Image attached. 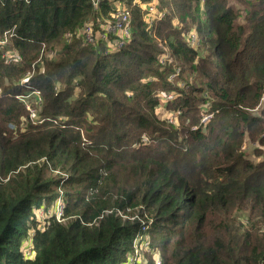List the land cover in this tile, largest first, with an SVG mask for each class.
Wrapping results in <instances>:
<instances>
[{
	"label": "trees",
	"instance_id": "16d2710c",
	"mask_svg": "<svg viewBox=\"0 0 264 264\" xmlns=\"http://www.w3.org/2000/svg\"><path fill=\"white\" fill-rule=\"evenodd\" d=\"M138 2L0 0V264H264V0Z\"/></svg>",
	"mask_w": 264,
	"mask_h": 264
},
{
	"label": "built area",
	"instance_id": "2783aa9c",
	"mask_svg": "<svg viewBox=\"0 0 264 264\" xmlns=\"http://www.w3.org/2000/svg\"><path fill=\"white\" fill-rule=\"evenodd\" d=\"M93 4L94 7H97L100 5V3L103 0H90ZM138 2V0L135 1V3ZM139 3V2H138ZM149 11L154 13L155 12V8L154 6H150L149 7ZM131 10L130 8H128L126 5H118L117 8V12L115 14L116 20L112 23H109L105 26V29L107 32H118L121 31L124 28H128V26L130 25V21H131ZM149 15V14H148ZM150 16V15H149ZM84 31L86 33V39L88 42H92L93 39V29H92V24H86L84 27ZM8 43V39L4 38L2 40V38L0 39V47L7 45ZM4 56L6 58V63L7 64H11L13 62L19 61L20 58L18 56V54L15 51H8L6 53H4ZM0 92H2V89L0 87ZM22 100H25V97H20ZM26 109L30 112L31 116L33 117L35 115V108L32 106L31 103H29L28 101H26ZM213 116V114H207L203 117L202 121H206L209 118H211ZM9 177H7L6 179L1 178V180L3 179L4 181L8 180ZM62 191V190H61ZM64 204H63V199L60 196L56 202V206H55V215L57 217V219L59 221L64 220ZM117 211V215L124 218H129L130 220H134L137 216H130V213L132 212L131 209H118ZM50 213L53 211H49ZM112 210H106L105 213L106 214H110L112 213ZM27 253H31L30 250H27ZM148 254L154 255L155 259H156V263L157 264H161L162 263V254L159 251H156L152 245H151V241L147 238V236H144L143 234H139L137 235V237L135 238L134 241V249L133 251L129 252L127 255V260L125 262V264H149V260H148Z\"/></svg>",
	"mask_w": 264,
	"mask_h": 264
},
{
	"label": "rangeland",
	"instance_id": "374dc122",
	"mask_svg": "<svg viewBox=\"0 0 264 264\" xmlns=\"http://www.w3.org/2000/svg\"><path fill=\"white\" fill-rule=\"evenodd\" d=\"M135 1H136V0H133V4H135ZM136 3H138V2H136ZM138 4H140V3H138ZM128 7H129V6H128ZM251 145H252V144H251ZM256 147L261 148V149L264 150V146L261 145V144H257ZM248 151H250V150H248ZM251 156H252L251 158H256L254 154H251ZM258 161H262V158L259 157ZM49 211H53V209L51 208V210H48V212H49ZM36 212L38 213V218L41 219V220L43 221V210L40 208V209H38V211H36ZM26 247H27V248H30L29 245L26 246Z\"/></svg>",
	"mask_w": 264,
	"mask_h": 264
}]
</instances>
